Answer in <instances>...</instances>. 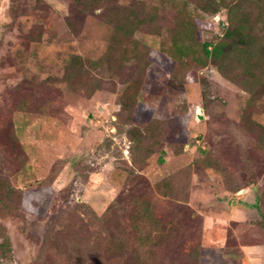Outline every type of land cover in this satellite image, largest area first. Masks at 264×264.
<instances>
[{
    "label": "rangeland",
    "instance_id": "obj_1",
    "mask_svg": "<svg viewBox=\"0 0 264 264\" xmlns=\"http://www.w3.org/2000/svg\"><path fill=\"white\" fill-rule=\"evenodd\" d=\"M259 246L264 0H0V264Z\"/></svg>",
    "mask_w": 264,
    "mask_h": 264
},
{
    "label": "trees",
    "instance_id": "obj_2",
    "mask_svg": "<svg viewBox=\"0 0 264 264\" xmlns=\"http://www.w3.org/2000/svg\"><path fill=\"white\" fill-rule=\"evenodd\" d=\"M232 33H233V29L230 28L228 31H226L225 35L228 37H232ZM226 42L225 40L216 43V45L213 47V49H211V51L209 49L206 50L207 54H213L216 57H221L223 55V53L225 52V48H226Z\"/></svg>",
    "mask_w": 264,
    "mask_h": 264
},
{
    "label": "crops",
    "instance_id": "obj_3",
    "mask_svg": "<svg viewBox=\"0 0 264 264\" xmlns=\"http://www.w3.org/2000/svg\"><path fill=\"white\" fill-rule=\"evenodd\" d=\"M246 253H247V257L249 256L250 258H254V257L262 255V254L264 255V249H261L259 246V247H256L255 250L246 251Z\"/></svg>",
    "mask_w": 264,
    "mask_h": 264
}]
</instances>
